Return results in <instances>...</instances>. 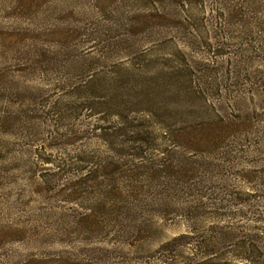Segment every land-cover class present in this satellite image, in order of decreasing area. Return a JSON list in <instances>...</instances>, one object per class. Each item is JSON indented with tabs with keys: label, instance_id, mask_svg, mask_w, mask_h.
<instances>
[{
	"label": "rangeland",
	"instance_id": "1",
	"mask_svg": "<svg viewBox=\"0 0 264 264\" xmlns=\"http://www.w3.org/2000/svg\"><path fill=\"white\" fill-rule=\"evenodd\" d=\"M0 264H264V0H0Z\"/></svg>",
	"mask_w": 264,
	"mask_h": 264
}]
</instances>
